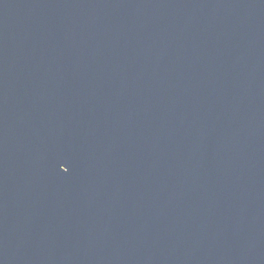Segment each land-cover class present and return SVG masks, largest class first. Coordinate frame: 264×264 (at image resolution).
I'll return each instance as SVG.
<instances>
[{"label": "water", "instance_id": "1", "mask_svg": "<svg viewBox=\"0 0 264 264\" xmlns=\"http://www.w3.org/2000/svg\"><path fill=\"white\" fill-rule=\"evenodd\" d=\"M0 264H264V0H0Z\"/></svg>", "mask_w": 264, "mask_h": 264}, {"label": "snow or ice", "instance_id": "2", "mask_svg": "<svg viewBox=\"0 0 264 264\" xmlns=\"http://www.w3.org/2000/svg\"><path fill=\"white\" fill-rule=\"evenodd\" d=\"M66 171H67V169H66Z\"/></svg>", "mask_w": 264, "mask_h": 264}]
</instances>
